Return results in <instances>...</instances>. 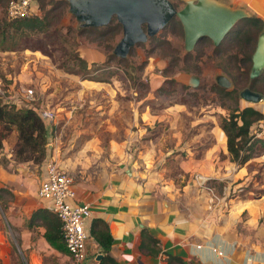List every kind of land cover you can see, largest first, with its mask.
<instances>
[{
	"label": "rangeland",
	"instance_id": "374dc122",
	"mask_svg": "<svg viewBox=\"0 0 264 264\" xmlns=\"http://www.w3.org/2000/svg\"><path fill=\"white\" fill-rule=\"evenodd\" d=\"M170 1L176 8L185 3ZM222 1L244 6L258 15L246 4ZM7 3L0 0V102L49 109L54 118L46 122L50 137L42 161H20L13 151L16 132L9 130L0 147V164H25L36 174L48 158L77 179L84 175V168L92 174L111 170L109 164L125 159V146L133 152L125 161L138 162L137 168L142 170L138 175L156 187L169 186L160 195L166 196V190L172 192L167 195L174 196L186 212L203 217L212 226L228 221L242 241L264 246V152L240 164L231 160L229 153L202 157L200 150L182 149V140L200 128L191 123L195 120H219L233 108L246 105L264 110V102L240 99L239 90L249 86L247 83L237 85V100L219 91L217 86L221 85L215 81V74L224 71L215 65L210 38L204 37L186 50L183 26L174 16L156 34L135 43L121 60L113 52L122 36L121 24L120 28L114 26L118 22L115 17L105 25L80 26L67 0H45L43 8L36 0L34 14L46 12L49 24L45 30L32 31L17 27L15 19L7 14ZM84 46L100 48L105 59L87 61L83 67L74 56L80 55ZM90 84L100 89L90 94ZM29 88L32 96L27 95ZM263 121L264 117L250 132L256 134ZM94 133L100 139H93ZM149 134L173 135L177 142L168 140V135L164 144H174V152L165 157L150 156L143 162L135 152V142ZM198 141L195 137L191 147ZM86 161L90 165L82 166ZM200 174L205 177L203 183L197 179ZM20 262L24 264L22 257Z\"/></svg>",
	"mask_w": 264,
	"mask_h": 264
},
{
	"label": "crops",
	"instance_id": "0c3cea01",
	"mask_svg": "<svg viewBox=\"0 0 264 264\" xmlns=\"http://www.w3.org/2000/svg\"><path fill=\"white\" fill-rule=\"evenodd\" d=\"M231 1L248 5L264 19V0ZM80 55L88 62H101L106 57L103 50L93 46L90 49L84 46ZM87 88H90L91 94L100 89V86L90 84ZM260 110L264 113L263 109ZM149 122L151 120H146V123ZM191 123L200 128H196L194 135L182 140V149L189 152L200 150L203 152L202 157L215 156L218 152L228 155L226 136L221 134L223 130L218 120H195ZM0 125L6 126L11 133L16 132L15 140L17 139L15 125L3 121H0ZM95 134L97 133H94L93 139H100ZM168 135L155 137L154 134H149L144 137L145 140L143 137L138 138L135 142L136 154L142 156L143 162L150 156L170 155L174 152V144H164V138ZM195 137L200 140L199 144L191 147ZM168 140L177 142L173 135ZM5 150L8 149L4 147ZM6 153L10 154L9 151ZM57 154L56 151L55 157ZM131 154L133 152L130 153L124 146L125 159L113 166L109 164L111 170H94L96 174H92L90 169L84 168L82 179L73 178L76 189L74 201L90 204L91 215L86 222L88 231L92 218H101L107 222L112 235L109 254L115 258L117 264H153L161 255L166 257L167 253L180 256L187 264H264V246L242 241L233 232L228 221L225 225L212 226L203 217L186 212L174 201V196L167 195H173L172 192L166 190V196L160 195L163 188L169 189V186L160 184L157 188L154 183H149L138 175V172H142L137 168L138 162L133 161L130 164L125 161ZM48 160L53 159H45L36 174L25 164L14 167L0 164L1 264H21V257L24 264H71L69 253L55 248L46 239L43 219H32L38 208L49 209L47 201L37 194L45 174V162ZM250 161L253 160L248 162ZM86 162L82 166L90 165V161ZM143 227H147L159 239L161 251L157 256L146 254L139 248L140 231ZM86 253L90 258L102 253L90 235L86 243Z\"/></svg>",
	"mask_w": 264,
	"mask_h": 264
},
{
	"label": "trees",
	"instance_id": "16d2710c",
	"mask_svg": "<svg viewBox=\"0 0 264 264\" xmlns=\"http://www.w3.org/2000/svg\"><path fill=\"white\" fill-rule=\"evenodd\" d=\"M39 2L42 8L46 4L45 0H39ZM34 13L29 16L14 18L17 27L32 31L47 29L49 23L46 12L44 15ZM114 26L115 28H120L119 22H115ZM110 28L112 29L113 26H110ZM263 28L264 20L260 16L245 17L233 26L218 45L214 46L213 55L217 59L216 67L226 72L234 84L231 89L217 86L224 95L237 100V85L241 82L242 86L247 83L251 89L264 93V70L257 78H249V70L252 63L251 55L256 45L258 33ZM74 58H77L83 67H86L87 61L82 56L77 54ZM90 79L94 78L90 76ZM17 105L15 102L12 104L0 102V121L11 123L16 127L17 140L13 150L15 156L20 161L31 160L40 162L46 155L45 147L50 137L46 121L40 114V110H35L31 106L21 107ZM263 117L264 113L251 105L233 108L227 116H220L218 122L226 136V147L231 160L243 164L253 158L255 154L264 152V136L256 137L254 132L252 133L249 130ZM8 130L6 126L0 129V147H2V141L6 137ZM35 217L43 219L46 228L45 236L48 242L59 250L67 251L61 233V222L58 217L47 208H38L34 211L32 219ZM89 234L97 242L102 252L98 264H117L115 258L109 254L112 235L107 222L101 218H92ZM139 248L142 252L151 256H157L161 251L159 239L150 233L147 227H143L140 231ZM164 264L187 263L180 256L167 253Z\"/></svg>",
	"mask_w": 264,
	"mask_h": 264
},
{
	"label": "water",
	"instance_id": "95a60500",
	"mask_svg": "<svg viewBox=\"0 0 264 264\" xmlns=\"http://www.w3.org/2000/svg\"><path fill=\"white\" fill-rule=\"evenodd\" d=\"M67 1L70 12L75 15L80 26H101L113 17L117 19L121 24L122 36L113 52L121 58L127 56L135 43L156 34L174 16L183 26L184 47L191 50L204 37L210 38L214 46L218 45L240 19L256 15L244 6L222 0H185L181 8H176L170 0ZM251 60L249 78L253 79L264 69V28L258 33ZM215 81L223 87L233 84L224 72L216 73ZM239 97L249 103L264 102V93L249 86L239 90ZM101 256L102 253H99L97 258Z\"/></svg>",
	"mask_w": 264,
	"mask_h": 264
},
{
	"label": "built area",
	"instance_id": "2783aa9c",
	"mask_svg": "<svg viewBox=\"0 0 264 264\" xmlns=\"http://www.w3.org/2000/svg\"><path fill=\"white\" fill-rule=\"evenodd\" d=\"M35 0H8L7 14L11 18L32 15L35 11ZM27 95L32 96V89H27ZM40 114L47 122L53 120V112L49 109L40 110ZM261 129L256 131L255 136L264 135V121L260 124ZM199 183L205 182L203 175H198ZM37 194L47 201L48 208L58 217L61 222V233L67 252L71 257V264H98L97 256L88 257L86 243L89 231L86 222L91 215L88 202H77L76 189L73 177L57 162L48 160L45 162V174L42 178ZM0 214L2 208L0 205ZM222 254V251L218 252ZM164 256L153 264H164Z\"/></svg>",
	"mask_w": 264,
	"mask_h": 264
}]
</instances>
